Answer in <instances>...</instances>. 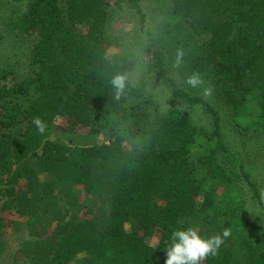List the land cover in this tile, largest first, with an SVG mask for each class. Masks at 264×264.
<instances>
[{
	"label": "trees",
	"instance_id": "obj_1",
	"mask_svg": "<svg viewBox=\"0 0 264 264\" xmlns=\"http://www.w3.org/2000/svg\"><path fill=\"white\" fill-rule=\"evenodd\" d=\"M124 3L143 24L140 0L15 4L8 30L37 38L26 78L0 68V256L6 232L20 228L12 216L27 219V264H164L172 232L198 221V235L223 242L197 264H264V222L246 215L243 186L264 217L259 188L202 96L212 90L238 131L264 135V0H171L157 31L144 33L150 71L174 98L204 107L211 130L132 84L135 59L111 51L109 34Z\"/></svg>",
	"mask_w": 264,
	"mask_h": 264
},
{
	"label": "rangeland",
	"instance_id": "obj_2",
	"mask_svg": "<svg viewBox=\"0 0 264 264\" xmlns=\"http://www.w3.org/2000/svg\"><path fill=\"white\" fill-rule=\"evenodd\" d=\"M28 0H0V68H12L15 70V81H21L29 74L30 55L36 36L19 38L8 30L7 24L15 14V4L19 3L25 9ZM141 9L145 14V21L139 12L130 4L114 5V15L109 25L111 40V51H124L133 55L136 62L134 71L130 74V81L133 85L141 86L147 95L154 97L164 112L178 109L189 114L193 122L199 127L211 130L213 127L212 116L202 106H190L173 97L169 89L161 82L159 77L153 74L150 69L151 57L147 53L149 43L148 37L144 34L150 30L157 31L159 23L166 17L165 13L171 7V0H140ZM24 9H20L22 11ZM150 39L152 36L149 37ZM171 42V40L169 41ZM206 101L211 103L219 112L222 126V135L225 144L242 160L246 172L251 180L257 184L262 201L264 203V135L254 132H240L232 123L231 112L221 102L212 90H205L202 94ZM63 124L58 120L54 125L51 137H61L58 127ZM106 136L104 134L85 139L86 142L102 143ZM44 180V177L42 176ZM246 192L245 211L246 215L256 223H263L261 208L253 197V191L243 186ZM75 191L78 190L75 188ZM5 201L0 192V210ZM69 210V215H76L77 212L70 210L69 205L63 204ZM1 214V213H0ZM19 222V230H9L4 237L5 250L0 256V264H27L28 260L20 254V248L24 241L30 239V233L26 225L27 219L11 217ZM193 229L199 232V223L194 221ZM150 245L155 246L157 239L149 240Z\"/></svg>",
	"mask_w": 264,
	"mask_h": 264
},
{
	"label": "clouds",
	"instance_id": "obj_3",
	"mask_svg": "<svg viewBox=\"0 0 264 264\" xmlns=\"http://www.w3.org/2000/svg\"><path fill=\"white\" fill-rule=\"evenodd\" d=\"M112 83L117 89H122L124 78L118 75L113 78ZM188 83L196 86L198 83H202V78L198 73L193 74L188 78ZM33 123L40 132L44 131L45 126L39 118L34 119ZM229 235L230 230L225 229L223 237ZM222 242L221 236L203 238L192 227L174 230L171 235V243L165 253L164 264H197V261L204 258L206 254L210 252L214 254Z\"/></svg>",
	"mask_w": 264,
	"mask_h": 264
}]
</instances>
